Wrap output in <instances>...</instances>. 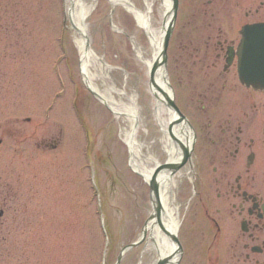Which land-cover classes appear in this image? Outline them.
Wrapping results in <instances>:
<instances>
[{"label":"rangeland","instance_id":"1","mask_svg":"<svg viewBox=\"0 0 264 264\" xmlns=\"http://www.w3.org/2000/svg\"><path fill=\"white\" fill-rule=\"evenodd\" d=\"M94 6L87 20L90 47L111 67L105 82L94 81L97 89L106 83L119 88L126 80L143 93L144 71L135 60L131 37L146 45L145 34L122 7L113 9L108 0H95ZM178 12H183L182 4ZM177 13L174 26L179 31L184 19ZM154 17L159 19L157 5ZM174 48L171 35L166 90L184 116L192 103ZM93 93L80 72L65 1L0 0V264H100L102 231L109 238L106 264L152 262L153 255H142L144 243H136L152 214L147 181L131 167L121 137L126 124ZM147 124L139 138L154 143L151 152L165 164L167 157L157 144L159 129ZM187 166L179 169L183 175L174 192L178 220L190 191ZM91 168L97 191L89 181ZM98 212L105 215L104 227ZM181 236L185 244L190 235ZM189 262L186 256L184 264Z\"/></svg>","mask_w":264,"mask_h":264},{"label":"flooded vegetation","instance_id":"2","mask_svg":"<svg viewBox=\"0 0 264 264\" xmlns=\"http://www.w3.org/2000/svg\"><path fill=\"white\" fill-rule=\"evenodd\" d=\"M178 2L172 36L195 135L178 264H264V90L240 82L236 54L243 29L264 23V0Z\"/></svg>","mask_w":264,"mask_h":264},{"label":"bare ground","instance_id":"3","mask_svg":"<svg viewBox=\"0 0 264 264\" xmlns=\"http://www.w3.org/2000/svg\"><path fill=\"white\" fill-rule=\"evenodd\" d=\"M108 1L113 9L122 7L130 14L138 31L144 33L147 38L145 45L131 37L135 60L138 67L144 71L146 89L143 90V93L141 90L138 92L135 87L126 83V80L120 83L119 88L114 84L106 83L101 90L97 89L94 81L107 79L111 67L106 66L90 47L87 20L94 11L95 0H65L66 15L70 21L78 49L80 72L89 90L97 95L100 94L101 101L110 108L117 119L126 124L121 137L130 151L132 169L145 181H148L153 176L155 169L157 170L163 163L160 164L158 158L150 150L154 143L148 144L139 138L140 130H147L148 121H151L159 129L160 138L157 144L160 145L161 152L167 157V161L164 162L167 169L161 170L154 176L158 188L159 215H155L152 211L142 231V237L136 242L139 241V244L144 243L145 245L142 255H153L150 264H156L157 260L166 258L168 261L175 262L180 247L171 241L170 236H176L179 224L174 192L177 188V180L183 174L181 170L170 174L169 167L170 164L179 163L184 153H189L190 159L192 158L195 135L179 108L175 105L178 111H173L172 107L167 106L169 102H174V97L171 92L166 90L170 88L167 84L165 66H159L151 76L154 64L160 65L159 63L162 61L164 33L169 23L172 2L171 0H142V4L139 6L132 0ZM155 5H157L159 19L154 17ZM178 5L177 1V8ZM115 30L118 29L115 28ZM141 83L143 82L141 81ZM146 90L147 92H145ZM144 103H147L148 108ZM146 113L150 115L149 119L145 117ZM187 174L189 176V172L185 170V175Z\"/></svg>","mask_w":264,"mask_h":264},{"label":"water","instance_id":"4","mask_svg":"<svg viewBox=\"0 0 264 264\" xmlns=\"http://www.w3.org/2000/svg\"><path fill=\"white\" fill-rule=\"evenodd\" d=\"M172 2V11L170 13L171 19L168 23L167 28L165 29L164 33V41H163V47L161 53L162 61L159 63L154 64L153 69L151 70V76L154 74V72L157 70V68L164 67L166 64V50L168 47V41L171 36L173 24H174V17L177 10V0H171ZM257 32H252L246 34L244 37L246 38L245 48L242 51L241 47V54L239 56L241 61V71L243 75V79L247 82L248 85L253 86L254 88H264V45H263V38H264V26H260L259 29L256 30ZM257 35V36H256ZM243 42V43H244ZM243 45V44H242ZM257 47V48H256ZM242 57V58H241ZM251 76H255L256 79H252ZM249 80H256V81H249ZM94 96H97L95 93H93ZM100 98V97H98ZM167 106H170L173 108V111H178L174 102H169ZM179 113V112H178ZM180 114V113H179ZM182 118V117H181ZM190 163V154L184 153L181 157V160L177 164H170V174L177 172L182 166L185 165V163ZM167 169L166 163L159 166V168L153 172V176L147 181L148 187H149V195H150V203L152 206V210L155 213V215H159V208H158V188L155 184V177L157 173H159L161 170ZM169 172V171H168ZM171 241L174 244H178V240L176 236L171 235L170 236ZM137 243V242H136ZM134 247V244H131L127 247H125L121 254L119 255V261L121 260L122 254H124L127 250ZM180 252V248L178 249ZM156 264H177V262H170L168 259H160L157 261Z\"/></svg>","mask_w":264,"mask_h":264}]
</instances>
